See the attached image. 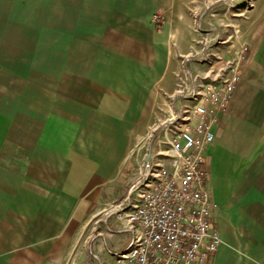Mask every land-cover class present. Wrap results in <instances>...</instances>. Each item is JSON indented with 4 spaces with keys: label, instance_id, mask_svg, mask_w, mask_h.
<instances>
[{
    "label": "crops",
    "instance_id": "crops-1",
    "mask_svg": "<svg viewBox=\"0 0 264 264\" xmlns=\"http://www.w3.org/2000/svg\"><path fill=\"white\" fill-rule=\"evenodd\" d=\"M200 18L190 0H0V264H113L129 245L108 210L181 105ZM240 26L247 57L203 163L211 264H264V0Z\"/></svg>",
    "mask_w": 264,
    "mask_h": 264
},
{
    "label": "built area",
    "instance_id": "built-area-1",
    "mask_svg": "<svg viewBox=\"0 0 264 264\" xmlns=\"http://www.w3.org/2000/svg\"><path fill=\"white\" fill-rule=\"evenodd\" d=\"M232 25L223 38L197 21L201 48L183 59L205 69L195 73L185 64L171 96L180 107L155 126L156 150L144 159L141 178L108 210L132 235L113 264H211L223 242L203 163L247 57V43L237 40L233 49L240 30Z\"/></svg>",
    "mask_w": 264,
    "mask_h": 264
},
{
    "label": "rangeland",
    "instance_id": "rangeland-1",
    "mask_svg": "<svg viewBox=\"0 0 264 264\" xmlns=\"http://www.w3.org/2000/svg\"><path fill=\"white\" fill-rule=\"evenodd\" d=\"M254 0H190V5L195 9L197 15L202 14V25L205 29L218 28V31L221 33L223 38H227L228 35L233 33V25L241 30V20L245 19V16L248 15L249 10L253 5ZM211 25H208L207 23ZM236 38L235 36H233ZM233 38V40H234ZM249 47V46H248ZM223 51V49L221 50ZM196 66V67H195ZM192 64L190 68H199L200 70L205 69L204 64ZM197 71V69H194ZM161 122L154 123V127H151L147 136L144 137L143 144L141 146V155L137 157V163L134 170L128 171L131 176H134L136 180L141 178L143 171H144V159L147 154L152 150L153 152L156 150V130H154L155 126H160ZM138 160L141 162L139 164ZM136 180H134L136 182ZM133 182V183H135ZM132 182H126L120 186L121 188V195L123 199L130 187L133 184ZM120 199V200H121ZM119 200V201H120ZM118 202V201H117ZM116 202V203H117Z\"/></svg>",
    "mask_w": 264,
    "mask_h": 264
}]
</instances>
